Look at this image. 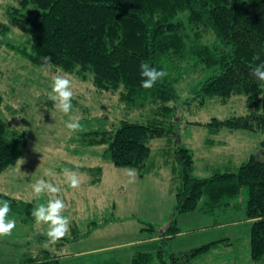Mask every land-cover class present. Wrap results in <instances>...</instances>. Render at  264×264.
Returning a JSON list of instances; mask_svg holds the SVG:
<instances>
[{"label": "trees", "instance_id": "16d2710c", "mask_svg": "<svg viewBox=\"0 0 264 264\" xmlns=\"http://www.w3.org/2000/svg\"><path fill=\"white\" fill-rule=\"evenodd\" d=\"M4 21H0V37L4 38L0 46L16 51L37 67H42L45 56H51L54 69L91 81L98 91L119 94L129 110L151 109L147 123L101 124L76 136L85 147L100 148L102 160L116 168L137 169L141 176L150 169L151 141L175 134L176 105L181 102L177 85L186 75L211 73L195 92L200 105L217 98L223 103L236 96L247 98V114L223 122L214 119L209 124L214 132L254 131L264 136V88L249 75L264 62V0H16L6 7ZM15 30L26 36L22 45L9 42L8 36ZM257 53L260 60H254ZM142 62L166 70L168 75L153 88L144 89ZM3 105L0 93V175L17 166L29 148L28 136L4 117ZM176 153L179 184L172 222L162 234L151 227L159 238L158 252L138 253L131 264H197L223 244L233 246L225 239L185 253L170 251L169 242L180 233L178 216L221 210L239 211L240 218L252 222L250 258L264 262L262 156L255 154L234 171H215L201 179L193 173L192 151L179 145ZM100 168L88 171L102 174ZM0 200H8L9 218L16 224L35 223L34 202L2 193ZM70 242L63 238L59 244ZM51 251L26 252L20 264H62L64 257Z\"/></svg>", "mask_w": 264, "mask_h": 264}, {"label": "rangeland", "instance_id": "374dc122", "mask_svg": "<svg viewBox=\"0 0 264 264\" xmlns=\"http://www.w3.org/2000/svg\"><path fill=\"white\" fill-rule=\"evenodd\" d=\"M14 4L16 0H0V21L5 20L6 7ZM8 37L9 42L15 45H22L26 40V36L17 30ZM3 39L0 37V40ZM55 74L65 75L54 68L46 70L37 67L16 51L0 46V93L4 98L2 111L9 123L15 129L24 132L29 139V148L18 165L0 175V193L34 202L37 206L48 201V195L39 200L35 198L32 185L37 180L43 178L61 188L58 195L64 198L65 204L67 201V209L63 214L71 219L70 232L65 238L71 237L72 239H69L72 242L62 245L60 254L72 257L71 255L76 256L80 252L111 248L108 252L94 256V260L99 261L97 264H131L132 258L129 257V253L134 252L136 248H125L124 244H132L150 236L152 224L155 225L156 233H161L172 222L179 184L175 152L180 143L186 148L193 146L190 150L195 162H198L195 163L197 169L195 176L201 179L209 178L218 168L225 172L224 168L228 165L224 153H227L229 144L239 150L236 153L237 156H241L240 163L247 162L254 154H259L264 159L262 133L228 129L214 132L209 126L214 119L227 120L246 115L247 98L236 96L227 103L217 98L200 105L194 99L195 92L211 73L194 74L186 76L177 85L181 98V102L176 105L177 122L174 123L177 126L175 128L177 135L172 134V139L165 137L167 140L165 138L152 140L148 162L150 169L143 171L142 176L137 169L130 174L129 169H118L111 163L103 161L100 157L102 151L100 148L85 147L83 139H76V136L90 133L101 124L119 125L123 120L147 123L152 118L151 109L131 111L120 102L119 94L98 91L91 81L83 82L67 74V78L72 81L74 93L73 111L82 117L81 123L84 126L83 132L70 135L65 127L68 117L56 110L54 102L47 99L51 91L52 76ZM186 133L194 140L188 138L192 140L191 144L185 137ZM184 138L186 139L183 145ZM203 143L207 148L202 146ZM175 144L178 145L176 148ZM203 148L205 151L208 150L205 153L208 158L206 156L201 158V155H204ZM165 149L174 152L167 153ZM99 166L103 169L102 174L88 171ZM64 168L80 172L81 185L78 189H72L64 182L62 175ZM47 169L56 174L54 179L44 175ZM216 213L215 216L201 213L178 216L179 227L186 232V236L175 240L170 251L185 253L214 241L228 239L233 246L223 244L220 250L204 256L197 264H264L253 262L246 250L248 226L236 223L242 214L231 210L232 214L227 218L219 217ZM104 214L108 219L105 220V224L102 222L106 218ZM47 230V225L37 226L34 223L32 226H25L17 221L12 235L0 238V264H20L23 254L29 251L54 250V245L48 243ZM77 235L80 239L74 241ZM55 245H59V241ZM117 246H121L122 249L119 247L117 249ZM72 259L80 262L77 264H88L89 261L88 257L84 260L86 262L75 257Z\"/></svg>", "mask_w": 264, "mask_h": 264}, {"label": "clouds", "instance_id": "9594fccd", "mask_svg": "<svg viewBox=\"0 0 264 264\" xmlns=\"http://www.w3.org/2000/svg\"><path fill=\"white\" fill-rule=\"evenodd\" d=\"M261 56L257 53L254 60H260ZM42 67L51 69L55 67L52 57L45 56L43 58ZM59 71V69H58ZM140 75L142 77L141 87L144 89L153 88L158 82L162 81L167 75L166 70H158L150 66L146 62L140 65ZM249 75L258 82L259 87L264 88V62L258 64L251 70ZM74 93L72 90V81L67 78V74H55L52 76L51 91L47 99L54 102V108L68 117L65 127L69 130V134H76L84 131L81 123L82 117L73 111ZM130 174L134 173V169L128 170ZM45 176L55 178L56 174L47 169ZM64 182L72 189H78L81 185L80 175L69 168L62 169ZM32 190L36 199H41L44 195H48L46 204H38L32 211V216L37 226L47 225L48 243L55 245L58 241L65 238L70 232L71 219L63 213L67 209L64 200L58 195L61 188L56 184L43 178L37 180L32 185ZM11 205L8 200H0V238L10 237L16 228L14 218H9Z\"/></svg>", "mask_w": 264, "mask_h": 264}, {"label": "crops", "instance_id": "0c3cea01", "mask_svg": "<svg viewBox=\"0 0 264 264\" xmlns=\"http://www.w3.org/2000/svg\"><path fill=\"white\" fill-rule=\"evenodd\" d=\"M227 153H224L226 155V158H227V165L224 169V171H228V170H236L237 168H239L243 163H240V158L241 156H237V153L236 151H239L235 146L232 147V144H229V146L227 147ZM264 157V156H263ZM153 168V167H152ZM222 168H218L216 171H221ZM211 177V176H210ZM178 187V186H177ZM203 214V213H201ZM232 213L229 212V211H218L216 213L217 216H225V217H230ZM190 215H193V214H190ZM204 215H209V216H215V213L213 214H205ZM182 216H189V215H182ZM239 219L236 223L238 224H241L242 225H247V232H246V239H247V246H246V250L248 251V253H250V229H251V221H244V218L243 216L240 218V216L237 218ZM234 220V219H232ZM177 225H178V228L180 229V233L178 234V236H176L177 239H173L172 240V243L175 242V240H178L179 237H185L186 236V232H184L180 227H179V221L177 219ZM153 234H150V236H147V237H143L141 239H139L138 241L132 243V244H124V247L126 248H136V250H134V252H130L129 253V257H133L135 254L137 253H149V254H155L158 252L159 250V247H160V244H159V238H156L154 235V238H152L153 236H151ZM225 240V239H224ZM220 241V240H218ZM216 242V241H214ZM154 243V244H153ZM213 243V242H211ZM232 243V242H231ZM232 245H234L232 243ZM62 245L59 244V245H54L53 248L54 250L52 251H56L59 255H62L64 258H63V261H62V264H77V263H80L79 261H73L72 258H78L79 260H85L86 257L89 258V261H88V264H97L99 261H96L97 259L94 260V256H99L100 254L102 253H105V252H108L110 251V249H100V250H93V251H89V252H80L78 254L75 255H71L72 257L69 256H66L65 254H60L61 250H62ZM118 247L120 249H122L121 246H117V249ZM170 247H171V243H170ZM235 249V248H233ZM99 254V255H98ZM81 258V259H80ZM92 259V260H90ZM86 262V261H84ZM84 262H81V263H84Z\"/></svg>", "mask_w": 264, "mask_h": 264}, {"label": "bare ground", "instance_id": "6f19581e", "mask_svg": "<svg viewBox=\"0 0 264 264\" xmlns=\"http://www.w3.org/2000/svg\"><path fill=\"white\" fill-rule=\"evenodd\" d=\"M208 46H209V45H208ZM186 76H188V75H186ZM246 104L248 105V103H246ZM222 122H223V120H222ZM198 124H199V123H198ZM208 124H209V123H208ZM212 124H213V123H211V126H212ZM214 124H215V123H214ZM182 125H183V124H182ZM182 125H181V126H182ZM188 125H189V124H188ZM190 125H191V123H190ZM192 125H193V124H192ZM204 125H205V124H204ZM259 125H260V124H259ZM186 126H187V124H186ZM199 126H201V125H199ZM206 126H207V125H206ZM263 126H264V125H262L261 127H263ZM179 127H180V126H179ZM188 127H189V126H187V128H188ZM189 128H190V127H189ZM189 128H188V129H189ZM257 128H258V127H257ZM168 129H169V128H168ZM181 129H182V128H181ZM191 129H193V127H191ZM197 129L200 130V128H197ZM206 129H207V128H206ZM208 129H209V128H208ZM214 129H216V128L214 127ZM263 129H264V127H263ZM185 130H186V129H185ZM189 130H190V129H189ZM193 130H194V129H193ZM195 130H196V128H195ZM198 130H197V132H198ZM234 130H235V128H234ZM242 130H243V129H242ZM180 131H181V130H180ZM180 131H179V132H180ZM202 131H203V128H202ZM232 131H233V130H232ZM235 131H237V130H235ZM174 132H175V131H174ZM179 132H178V133H179ZM194 132H195V131H194ZM252 132L254 133V131H252ZM257 132H258V131H257ZM261 132H262V131H261ZM176 133H177V132H176ZM176 133H175V135H177ZM188 133H190V132L188 131ZM198 133H199V132H198ZM196 134H197V133H196ZM204 134H205V133H204ZM204 134H203V135H204ZM207 134H208V133H207ZM236 134H237V133H236ZM262 134H263V133H262ZM168 135H169V134H168ZM168 135H167V138H168V139L171 138V136L169 135V136H170V137H169ZM185 135H186L185 137H187V140H188V138H191V137H189L190 134H187V133H186ZM246 135H247V134H246ZM249 135H250V134H249ZM249 135H248V136H249ZM180 136H181V135H180ZM183 136H184V134H183ZM191 136H192V135H191ZM197 136H198V135H196V137H197ZM250 136H251V135H250ZM165 137H166V136H165ZM157 138H158V137H157ZM181 138H182V137H181ZM259 138H260V137H259ZM158 139H159V138H158ZM163 139H164V138H163ZM165 139H166V138H165ZM171 139H172V138H171ZM175 139H176V138H175ZM185 139H186V138H184V139L182 140V141H183V145H184V143H185V142H184ZM191 139H192V138H191ZM191 139L188 140V141H190V142H189L190 144H191V142H192V140H193V139H192V140H191ZM194 139H195V138H194ZM205 139H206V138H204V140H205ZM166 140H167V139H166ZM187 140H186V141H187ZM202 140H203V139H202ZM149 141H150V140H149ZM193 141H194V140H193ZM151 142H152V141H151ZM169 142H170V140H169ZM173 142H175V141H173ZM177 142H178V141H177ZM179 142H180V141H179ZM197 142H198V141H197ZM200 142H203V141L200 140ZM200 142H198V143H200ZM263 142H264V141H263ZM263 142H262V143H263ZM167 143H168V141H167ZM186 143H187V142H186ZM195 143H196V139H195ZM198 143H197V144H198ZM169 144H170V143H169ZM169 144H168V146L171 147V145H172L173 143H171V145H169ZM178 144H179V143H178ZM180 144H181V143H180ZM180 144H179V145H180ZM187 144H188V143H187ZM203 144H204V143H203ZM173 145H174V144H173ZM193 145H195V144H193ZM198 145H199V144H198ZM258 145H259V144H258ZM260 145H261V144H260ZM148 146H149V145H148ZM176 146H178V145L175 144V148H176ZM180 146H181V145H180ZM185 146H186V145H185ZM202 146L204 147L205 144L202 145ZM202 146H201V147H202ZM150 147H151V145H150ZM190 147H191V146H189V147H187V148H189V149H193V146H192V148H190ZM260 147H261V146H260ZM167 148H168V147H167ZM172 148H174V147H172ZM205 148H207V147L205 146ZM205 148H203V150H204V155H201V158H202V156H206V155H207V154L205 155V153H206V151H208V150L205 151ZM184 149H185V148H184ZM165 150H166L167 153L174 152L173 150H171V151L169 152L168 150H170V149H165ZM186 150H187V149H186ZM194 150H195V149H194ZM198 151H199V150H198ZM166 152H165V154H166ZM200 152H201V151H200ZM202 152H203V151H202ZM175 153H176V152H175ZM196 153H197V151H196ZM208 153H209V152H208ZM176 154H177V153H176ZM197 154H198V153H197ZM172 156H174V155H172ZM176 156H177V155H176ZM208 156H209V155H208ZM252 156H255V154L252 155ZM169 157H170V154H169ZM206 157H207V156H206ZM171 158H172V157H171ZM174 158H175V156H174ZM207 158H208V157H207ZM175 159H176V158H175ZM172 160H174V159H172ZM247 160H248V159H247ZM247 160H246V161H247ZM250 160H251V159H250ZM248 161H249V160H248ZM176 162H177V161H176ZM196 162H197V161H196ZM196 162H195V163H196ZM192 163H193V162H192ZM244 163H246V162H244ZM244 163H243V164H244ZM197 164H198V162H197ZM197 164H196V165H197ZM243 164H242V165H243ZM246 164H247V163H246ZM174 165H175V163H174ZM178 165H179V164H178ZM99 167H100V166H99ZM99 167H98V168H99ZM173 167H175V166H173ZM173 167L171 168L172 170L174 169ZM179 167H180V166H179ZM175 168H176V167H175ZM95 169H96V168H95ZM100 169H101V168H100ZM100 169H99V170H100ZM118 169H119V168H118ZM124 169H125V168H124ZM102 170H103V169H102ZM179 170L181 171L182 168H180ZM196 170H197V169H196ZM196 170H195V172H193L194 174L196 173ZM100 171H101V170H100ZM175 171H176V170H175ZM193 171H194V169H193ZM77 172H78V171H77ZM95 172H97V170H96ZM101 172H103V171H101ZM171 172H172V174H173V171H171ZM79 173H80V172H79ZM98 174H99V173H98ZM174 174H175V172H174ZM181 175H182V174H181ZM144 177H145V176H144ZM181 179H182V176H181ZM181 181H182V180H181ZM91 183H93V182H91ZM83 185H84V184H83ZM92 185H93V184H92ZM94 185H96V184L94 183ZM90 186H91V185H90ZM82 188H83V187H82ZM182 188H183V187H182ZM69 191H70V190H69ZM83 193H84V192H83ZM67 194H68V193H67ZM79 195H81V194H79ZM64 196H65V195H64ZM66 196H67V195H66ZM177 196H178V194H177ZM85 197H86V196H85ZM63 199H64V198H63ZM66 204H67V201H66ZM86 206H87V205H86ZM173 209H174V208H173ZM86 211H87V210H86ZM104 215H105V214H104ZM105 217H106V215H105ZM124 218H125V217H124ZM118 219H119V218H118ZM136 219H137V218H136ZM105 220H108L107 217L104 218V219L102 220V222H104L103 224L106 223ZM119 220H120V219H119ZM114 221H115V220H114ZM116 221H117V220H116ZM137 221H138V220H137ZM117 222H118V221H117ZM120 222H121V221H120ZM122 222H123V221H122ZM139 222H141V221H139ZM118 223H119V222H118ZM141 224H142V223H141ZM125 225H126V224H125ZM150 225H151V224H150ZM143 226H144V225H143ZM145 226H147V225H145ZM152 226L155 228V225H154V224H152ZM41 232H44V230H43V231L41 230ZM43 234H44V233H43ZM70 234H71V233H70ZM159 234H160V233H159ZM161 234H162V233H161ZM77 236H78V235H77ZM85 236H86V235H85ZM151 236H153V235H151ZM156 236H157V235H156ZM40 237H41V236H40ZM37 238H38V237H37ZM67 238H68V237H67ZM69 238H71V237H69ZM152 238H154V236H153ZM156 238H157V237H156ZM179 238H181V237H179ZM44 239H45V238H44ZM71 239H72V238H71ZM78 239H80V237L77 238V240H78ZM174 239H177V238H174ZM35 240H36V239H35ZM73 240H74V239H73ZM172 240H173V239H172ZM172 240H171V242H169V244H170V243L172 244ZM157 241H159V240H157ZM33 242H34V241H33ZM159 243H160V242H159ZM33 244H34V243H32V245H33ZM153 244H154V243H153ZM29 250H30V249H29ZM29 250L27 249V251H29ZM48 250H49V249H48ZM34 251H35V250H34ZM34 251H33V252H34ZM50 251H51V249H50ZM35 252H36V251H35ZM51 252H52V251H51ZM31 253H32V252H31ZM54 253H55V252H54ZM54 253H53V254H54ZM33 254H34V253H33ZM35 255H36V254H35Z\"/></svg>", "mask_w": 264, "mask_h": 264}]
</instances>
